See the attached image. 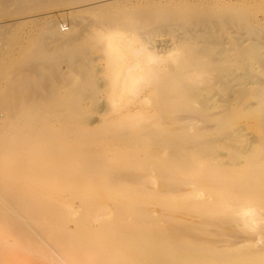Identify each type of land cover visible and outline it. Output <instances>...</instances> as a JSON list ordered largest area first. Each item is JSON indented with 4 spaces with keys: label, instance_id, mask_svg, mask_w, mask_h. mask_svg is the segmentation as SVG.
Instances as JSON below:
<instances>
[{
    "label": "rangeland",
    "instance_id": "374dc122",
    "mask_svg": "<svg viewBox=\"0 0 264 264\" xmlns=\"http://www.w3.org/2000/svg\"><path fill=\"white\" fill-rule=\"evenodd\" d=\"M105 1L0 0V235L30 256L38 200L264 264V0Z\"/></svg>",
    "mask_w": 264,
    "mask_h": 264
},
{
    "label": "bare ground",
    "instance_id": "6f19581e",
    "mask_svg": "<svg viewBox=\"0 0 264 264\" xmlns=\"http://www.w3.org/2000/svg\"><path fill=\"white\" fill-rule=\"evenodd\" d=\"M105 1V0H104ZM6 2V1H5ZM46 2V1H45ZM99 2V1H98ZM98 2H96V5H101ZM101 2V1H100ZM103 2V1H102ZM106 2V1H105ZM109 2H112L111 0ZM116 2V1H115ZM121 2V1H120ZM48 3V2H47ZM62 3V2H60ZM59 3V4H60ZM8 3L6 2L5 5H7ZM43 4V3H42ZM54 4V3H53ZM52 4V5H53ZM57 2L53 5V6H57ZM92 4V3H91ZM104 4V3H103ZM117 4V2H116ZM12 5V4H11ZM52 5H50L52 7ZM65 4H62V6L64 7ZM90 5V4H89ZM107 5V4H106ZM109 5H113V4H109ZM38 6V5H37ZM42 6V5H41ZM55 6V7H56ZM67 6V5H66ZM88 6V5H87ZM95 6V5H92ZM5 7V6H4ZM9 7V6H8ZM57 7H61L60 5ZM83 7V6H82ZM89 7V6H88ZM10 8V7H9ZM73 8V7H72ZM84 8V7H83ZM86 8V7H85ZM84 8V9H85ZM90 8L91 5H90ZM95 8V7H94ZM8 9V8H7ZM12 9V8H11ZM10 9V10H11ZM15 10V8H13ZM21 9V8H20ZM23 9V8H22ZM68 10V9H67ZM6 11V10H5ZM18 11V10H17ZM26 11V10H25ZM81 11V10H79ZM78 11V12H79ZM11 12V11H9ZM16 12V11H15ZM17 13V12H16ZM19 14V13H18ZM13 15V13H12ZM24 15V14H23ZM49 15V14H48ZM35 16V15H33ZM33 16H29V18L31 19V17ZM39 16V15H37ZM44 15L42 14V17ZM13 17V16H12ZM11 17V18H12ZM27 17V16H26ZM36 17V16H35ZM40 17V16H39ZM45 17V16H44ZM54 18V17H53ZM24 19V22H27L25 20H27L26 18H22ZM29 19V20H30ZM38 19V18H34ZM47 17L45 18V22H50V17H49V21L46 20ZM14 20V19H11ZM11 20H9L11 23ZM28 20V21H29ZM33 20V18H32ZM33 20V22H35ZM42 20V19H41ZM60 20V19H59ZM58 20V21H59ZM18 21L14 20V22ZM31 21V20H30ZM37 21V20H36ZM53 21V20H52ZM55 21V20H54ZM57 21V23H58ZM6 22V21H5ZM7 23V22H6ZM20 23V22H19ZM45 23V24H46ZM4 24V22L2 23ZM8 24V23H7ZM16 24V23H15ZM15 24L13 26H15ZM21 24V23H20ZM52 25V24H51ZM58 25V24H57ZM6 27V26H5ZM48 27V26H47ZM49 28V27H48ZM52 28V27H50ZM70 28V27H69ZM61 32L62 31H67L69 30L66 26H61L60 27ZM63 29V30H62ZM55 30V29H54ZM58 30V29H57ZM189 119V118H188ZM198 133V132H197ZM193 149V148H192ZM166 155V154H165ZM102 174V173H101ZM89 178V177H88ZM120 178V177H119ZM122 178V177H121ZM125 178V177H124ZM165 178V177H164ZM123 179V178H122ZM121 179V180H122ZM126 179V178H125ZM124 180V179H123ZM100 181H104V180H100ZM125 181V180H124ZM127 181V179H126ZM154 182V180H153ZM156 182V181H155ZM100 183V182H99ZM129 183V182H128ZM159 183V182H157ZM154 185L156 183H153ZM158 185V184H156ZM164 185V184H163ZM204 185V184H203ZM238 185V184H237ZM169 186V185H168ZM88 187V186H87ZM85 186V188H87ZM151 187V186H150ZM162 187V186H161ZM170 187V186H169ZM201 187V186H200ZM204 187V186H203ZM95 188V187H94ZM93 188V189H94ZM218 188V187H217ZM100 189V187H99ZM150 189V188H149ZM184 189V188H183ZM221 189V188H220ZM84 190V189H83ZM87 190V189H86ZM92 190V189H91ZM97 190V189H96ZM192 190V189H191ZM89 191V190H88ZM87 191V192H88ZM1 193V192H0ZM54 193V192H53ZM94 193V192H93ZM111 193V192H110ZM84 194V193H83ZM96 194V193H95ZM54 194V199L55 198ZM76 195V194H75ZM82 195V193H81ZM86 195V193H85ZM94 195V194H93ZM111 195V194H110ZM151 195V194H150ZM205 195V194H203ZM84 196V195H83ZM86 196H91L90 195H86ZM96 196V195H95ZM103 196V195H102ZM196 196V195H195ZM212 196V194H211ZM98 197V195L96 196ZM154 197V196H153ZM157 197V196H156ZM155 197V198H156ZM198 197V195H197ZM242 197V196H241ZM11 198V197H10ZM53 198V195H52ZM93 198V197H92ZM95 198V197H94ZM148 198H150V196L148 195ZM153 198V199H155ZM34 199V198H33ZM97 199V198H96ZM116 199V198H114ZM236 199V198H235ZM18 202V204L22 203L21 199ZM30 200V199H29ZM9 201V200H8ZM36 201V200H35ZM35 201L33 200L32 202L35 203ZM38 201V200H37ZM35 205L33 203V206L31 205L32 202H29V207L32 208V213H33V220L31 219H27L30 221H33L35 226L38 228V235H36L37 237H35V240H29L27 237H24L26 239H28L30 242H33L31 244V247H36L34 249H32L33 251H30L31 249H29V254L30 256L27 257H20L17 254L13 253V250L15 249V245L17 244L16 240L13 238H11L14 235H0V246H2V250L4 252H10V255L6 256V255H1L0 256V264H185L183 263L184 261L181 260L180 258H183L185 256H189L192 254H195L193 256H199L202 255L201 253H203L202 249L198 247V245L196 244H183L182 240H174V241H168L167 239L163 238L162 234H152V228H151V221L148 218H145V216H142L141 219L138 221L136 219H132V220H136L138 221L136 224H134L136 221H133L130 225H129V231L127 232V234H125L126 236L121 237V234L119 235L120 237H114L112 238L111 236H109L106 232L105 233H100L98 227H97V231L96 229H88V228H83L80 229V227L77 225L81 224L80 219H79V212H78V216L77 214L74 212H71V210L68 208H65V206L61 207L56 205L54 202V204L52 206H50V208L46 205L43 206L45 208V210L40 209H36L37 207L35 206H39L38 204H40L41 207V203H37ZM55 201V200H54ZM118 202V200H115ZM207 201V200H206ZM17 202V201H16ZM25 202V200H24ZM23 202V203H24ZM112 202V201H111ZM227 202V201H226ZM15 203V202H14ZM27 203V200H26ZM26 203H24L25 207L28 205H26ZM85 203V202H84ZM89 203V202H88ZM103 204V202H102ZM120 204V203H119ZM15 205V204H14ZM45 205V204H44ZM108 206V204H106ZM17 206V203H16ZM21 206V205H20ZM23 206V207H24ZM86 206V205H85ZM5 206H3L2 210L4 209ZM24 207V208H25ZM34 207V209H33ZM48 207V208H47ZM6 208V207H5ZM17 208V207H16ZM109 208V207H108ZM113 208V206H112ZM7 209V208H6ZM23 209V208H22ZM90 209V208H88ZM115 209V208H114ZM120 209V208H119ZM145 209V208H144ZM154 209V208H153ZM152 211L149 209L147 210L148 212L150 211V213L153 214V210ZM0 210V212L2 211ZM9 210V209H7ZM19 210V209H18ZM24 210V209H23ZM22 210V211H23ZM27 210V208H26ZM29 210H31L29 208ZM70 210V211H69ZM74 210V209H73ZM72 210V211H73ZM83 210V209H82ZM100 210V209H98ZM136 211V209H134ZM25 211V210H24ZM23 211V212H24ZM92 211V209L90 210ZM156 211V210H155ZM240 211V210H239ZM249 211V210H248ZM253 211V210H252ZM5 214L4 216H6V212L3 211ZM3 212H1L0 214H3ZM26 212V211H25ZM31 212V211H30ZM92 212H95L94 210ZM108 212V211H107ZM115 212V211H114ZM121 212V211H120ZM82 213V212H81ZM10 214V213H9ZM14 214V213H13ZM19 214V213H18ZM84 214V213H83ZM100 214V212H99ZM122 214V213H121ZM159 214V213H158ZM253 214V213H252ZM262 214V213H261ZM15 215V214H14ZM24 215V214H22ZM31 215V214H30ZM89 215V214H88ZM102 215V214H101ZM116 215V214H115ZM154 215H156V213H154ZM256 215V214H255ZM2 216V215H0ZM17 216V215H16ZM117 216V215H116ZM122 216V215H121ZM124 216V215H123ZM150 216V215H149ZM247 216V215H246ZM7 219L9 220L8 214ZM1 218L3 220H5V218ZM118 217V216H117ZM175 217V216H174ZM253 217V216H252ZM97 218V217H96ZM119 218V217H118ZM251 218V217H250ZM15 219V218H14ZM25 219V218H24ZM22 219V220H24ZM79 219V220H78ZM82 219V218H81ZM98 219V218H97ZM125 219V217H124ZM7 220V221H8ZM21 220V219H20ZM116 220V219H115ZM126 220V219H125ZM182 220V219H181ZM256 220V218L254 219ZM2 221V220H0ZM94 221V223L96 222L95 220H91ZM99 221V220H98ZM127 221V220H126ZM252 221V220H251ZM3 222V221H2ZM9 222V221H8ZM11 222V221H10ZM25 222V220H24ZM68 222H73V226L72 227H68ZM80 222V223H79ZM84 222V221H83ZM122 222V221H121ZM130 222V221H129ZM211 222V221H210ZM254 222V221H253ZM13 223V221H12ZM12 223H8V225L10 224L12 226ZM123 223V222H122ZM199 223V222H198ZM252 223V222H251ZM14 224V223H13ZM25 224L27 225L28 223L25 222ZM32 225V223H30ZM134 224V225H133ZM84 225H87L86 223H84ZM94 225V224H93ZM92 225V226H93ZM202 225V224H201ZM10 226V227H11ZM16 226V225H14ZM20 226V225H19ZM22 226V225H21ZM28 226H30L28 224ZM83 226V224H82ZM95 226V225H94ZM128 226V225H127ZM18 227V226H16ZM35 227V228H36ZM55 227V231L53 230V228ZM90 227V226H89ZM135 227H138L139 229H133ZM159 227V226H158ZM167 227V226H166ZM215 227V226H213ZM13 228V226L11 227V229ZM20 228V227H18ZM22 229L27 228V226L21 227ZM33 229V227H31ZM93 228V227H92ZM157 228V227H156ZM3 229V228H1ZM29 227L27 228V232H28ZM167 229V228H166ZM165 229V230H166ZM10 230V229H9ZM15 230V229H14ZM12 230V232L14 231ZM23 230V231H25ZM30 230V229H29ZM102 230V229H101ZM126 230V229H125ZM124 230V231H125ZM17 231V229L15 230ZM14 231V232H15ZM20 231V230H18ZM22 231V230H21ZM20 232H15L16 234L21 233ZM34 229L33 231L31 230V232H36ZM168 231V230H167ZM166 231V232H167ZM13 232V233H14ZM54 232L55 235L60 234V236H58L57 238L54 237ZM22 234H26V233H21V237L24 236ZM33 233L28 234V237L32 236ZM33 234V235H34ZM30 235V236H29ZM35 236V235H34ZM18 239V238H16ZM23 239V237H22ZM38 239L42 240V243H40V245L37 247V242ZM27 241V240H23ZM28 241V242H29ZM36 243H35V242ZM27 242V243H28ZM52 242V243H51ZM25 243V245L27 244ZM20 244V243H19ZM27 246V245H26ZM9 247V248H8ZM229 247V246H228ZM26 249V248H25ZM205 249V248H204ZM39 250V251H38ZM163 250H167V254L165 256H161L160 258L156 259V254L157 253H163ZM213 250V249H212ZM28 251V247L27 250ZM32 252V253H31ZM26 253V252H25ZM6 254V253H5ZM32 254V255H31ZM210 254V253H208ZM211 255H215L214 252ZM191 257V256H190ZM7 258H9L10 262L7 263ZM194 264H200L198 262H195Z\"/></svg>",
    "mask_w": 264,
    "mask_h": 264
}]
</instances>
